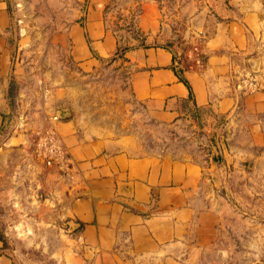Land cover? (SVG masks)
<instances>
[{
  "label": "rangeland",
  "instance_id": "obj_1",
  "mask_svg": "<svg viewBox=\"0 0 264 264\" xmlns=\"http://www.w3.org/2000/svg\"><path fill=\"white\" fill-rule=\"evenodd\" d=\"M148 1L158 4L163 30L146 44L172 50L185 69L206 59V33L194 32L207 26L211 34L216 23L231 20L225 11L252 3L110 0L104 21L121 51L138 45L132 23ZM252 5L260 13L246 30L251 48L235 51L250 69L245 78L264 81V0ZM86 6L82 0H0V39L9 53L8 89L0 97V264L75 263L73 231L49 220L56 206L50 190L56 181L53 165L37 157L39 134L50 127L57 131L69 120L79 131L110 139L136 155L196 162L213 155L222 170L215 179L223 198L220 222L215 240L196 250L194 264H264V159L261 152L259 167L250 117L239 114L229 124L227 115L209 108L170 119L150 111L133 97L121 56L98 58L94 66L75 58L68 32L83 20ZM258 92L264 87L240 93Z\"/></svg>",
  "mask_w": 264,
  "mask_h": 264
},
{
  "label": "crops",
  "instance_id": "obj_2",
  "mask_svg": "<svg viewBox=\"0 0 264 264\" xmlns=\"http://www.w3.org/2000/svg\"><path fill=\"white\" fill-rule=\"evenodd\" d=\"M82 1L87 4L83 20L68 32L75 42V58L94 66L98 58L121 56L133 97L162 118L204 108L227 115L229 124L239 114L249 116L247 126L258 146L260 167L264 92L241 95L239 84L242 87L250 69L235 51L251 48L246 30L260 13L252 5L259 0L225 11L231 20L216 23L211 34L207 26L194 32L206 33V59L191 69L182 68L164 46L121 51L116 34L104 21L110 0ZM136 27L146 34V41L162 33L155 1L142 6ZM8 75L9 53L0 39V97L7 92ZM1 121L0 117V126ZM77 125L69 120L56 127L66 156L52 167L56 181L50 190L56 206L49 215L54 225L73 231L74 264H194L196 250L215 240L220 222L218 203L223 198L215 179L222 170L214 156L196 162L136 155L110 139L79 131Z\"/></svg>",
  "mask_w": 264,
  "mask_h": 264
},
{
  "label": "built area",
  "instance_id": "obj_3",
  "mask_svg": "<svg viewBox=\"0 0 264 264\" xmlns=\"http://www.w3.org/2000/svg\"><path fill=\"white\" fill-rule=\"evenodd\" d=\"M241 85L239 87L242 90H259L264 87V81H258L255 78L245 76L241 80ZM66 156L65 150L59 141L57 136V131L55 128L50 127L42 134H39L37 141V157L46 161L48 165H56L64 161Z\"/></svg>",
  "mask_w": 264,
  "mask_h": 264
},
{
  "label": "trees",
  "instance_id": "obj_4",
  "mask_svg": "<svg viewBox=\"0 0 264 264\" xmlns=\"http://www.w3.org/2000/svg\"><path fill=\"white\" fill-rule=\"evenodd\" d=\"M132 29H133L132 31L135 32V34H136V40L138 41V45L136 47H144V46H147V44H146V39H147L146 34L144 32H142L141 30H139L136 27V24L133 26V23H132ZM118 45H119V41H118ZM136 47H133V48L132 47H125L122 50L123 51H129V50H132V49H134ZM119 49H120V47H119ZM182 81L184 83H186V81H184L183 79H182Z\"/></svg>",
  "mask_w": 264,
  "mask_h": 264
}]
</instances>
